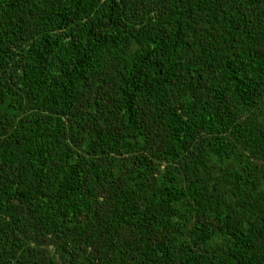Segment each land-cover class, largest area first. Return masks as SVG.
Returning <instances> with one entry per match:
<instances>
[{
  "label": "trees",
  "instance_id": "16d2710c",
  "mask_svg": "<svg viewBox=\"0 0 264 264\" xmlns=\"http://www.w3.org/2000/svg\"><path fill=\"white\" fill-rule=\"evenodd\" d=\"M0 264H264V0H0Z\"/></svg>",
  "mask_w": 264,
  "mask_h": 264
}]
</instances>
